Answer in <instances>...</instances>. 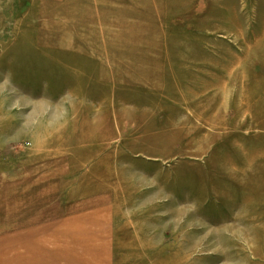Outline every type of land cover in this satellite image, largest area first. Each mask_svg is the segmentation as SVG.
<instances>
[{
	"label": "rangeland",
	"instance_id": "374dc122",
	"mask_svg": "<svg viewBox=\"0 0 264 264\" xmlns=\"http://www.w3.org/2000/svg\"><path fill=\"white\" fill-rule=\"evenodd\" d=\"M0 264H264V0H0Z\"/></svg>",
	"mask_w": 264,
	"mask_h": 264
}]
</instances>
